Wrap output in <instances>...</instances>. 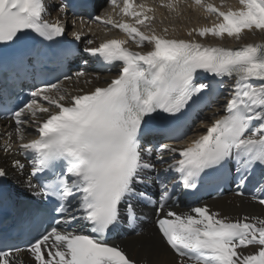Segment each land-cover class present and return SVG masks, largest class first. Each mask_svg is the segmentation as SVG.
Instances as JSON below:
<instances>
[{
	"label": "snow or ice",
	"instance_id": "snow-or-ice-1",
	"mask_svg": "<svg viewBox=\"0 0 264 264\" xmlns=\"http://www.w3.org/2000/svg\"><path fill=\"white\" fill-rule=\"evenodd\" d=\"M108 3L119 20L109 13L87 22L118 29L127 39H107L83 51L119 73L104 87L70 95L59 76L56 83L47 78L43 65L46 60L59 71L73 55L59 39L65 25L45 19L51 14L45 0H0V111L14 122L12 130L0 134V152L22 156L25 162L14 159L12 167L21 173L29 169L25 183L34 204L17 213L14 230L35 233L26 249L32 264H135L122 248L108 243L107 235L124 221L135 225L144 218L137 209L148 205L155 208V226L176 264H264V218L232 220L207 205L183 213L164 210L175 187H219L233 169L241 187L260 170L254 187L261 195L252 199L264 205V43L233 48L167 38L150 27L154 7L134 5V0ZM182 3L160 0L173 13ZM66 7L62 0L57 11ZM188 7L216 18L187 30L190 37L240 41L246 32H264V0H238V7L225 6L224 0L221 7L191 0ZM140 26L149 30L142 32ZM72 36L81 40L79 32ZM129 40L150 50L134 51L126 46ZM38 64L43 65L41 83L32 84L27 98L14 104L9 87H16L18 70L28 74L31 68L35 79ZM73 75L79 83L86 73ZM225 78L231 81L227 87ZM219 89L227 91L223 115L206 132L183 147L163 142L183 140L192 113L210 106ZM152 120L160 123L151 125ZM6 176L0 167V178ZM153 185L158 192L148 191ZM249 246L254 251L244 252ZM22 251L0 242V264H24Z\"/></svg>",
	"mask_w": 264,
	"mask_h": 264
},
{
	"label": "bare ground",
	"instance_id": "bare-ground-1",
	"mask_svg": "<svg viewBox=\"0 0 264 264\" xmlns=\"http://www.w3.org/2000/svg\"><path fill=\"white\" fill-rule=\"evenodd\" d=\"M106 0H102L99 4L102 3L104 6ZM141 4H146L155 8V19L151 21L150 27H154L156 32L167 29L168 34L173 36H179L184 39L196 38L199 42L209 44V45H220L226 47H238L241 44L246 43H264V32L252 31L246 32L240 41L235 39L227 38L217 39L211 36H206L201 38L199 36L193 35L188 36L187 30L192 28H197L204 25H211L215 22V17L207 15L203 11L197 10L195 8H189L188 5L191 3V0H184V3L180 4L179 13L170 12L167 8L160 6V0H140ZM211 3L217 7H221V0H210ZM50 4V3H48ZM224 5H231L233 7H238V0H224ZM50 15L46 16L45 19L55 21L59 19L63 13L58 12V6L53 5V8L49 7ZM223 10V9H222ZM104 16L111 13L113 18L119 20L120 17L115 15L112 11V7L109 3L106 4V8L102 9ZM148 15H153V13H148ZM73 19V18H72ZM71 19L70 22L63 23L68 30H74L78 27L80 33L87 32V38L81 42H85L87 39H92L94 41L93 45H96L99 40H101L99 33H105L106 29L104 26H99L95 23L84 22L83 25L75 22ZM126 21H129V18H124ZM163 22L165 26L161 24ZM148 27L140 26V31L147 32ZM114 34L117 35L119 39H127L126 35L118 29L112 30ZM89 45V46H93ZM134 51H147L150 50L148 47H137L133 41L129 40L126 45ZM85 72V70H83ZM86 75L80 78V82H76V78H73L72 81H64L61 83L62 87L68 90L70 95L78 93V89H83V91H90L96 86H106L111 79L116 78L119 72H112L109 75H99L94 72H85ZM85 81H90V83H85ZM231 84V81L228 80L227 86ZM226 95L220 98L217 101V104L213 110L206 113L202 119L206 123L201 127H193L189 132L188 139L189 143L191 140L196 139L199 135L206 132L207 127L211 125L214 118H218L219 115H223V105L226 103ZM213 113H216V116H213ZM14 127V122H7L2 124L0 122V134L12 130ZM31 135H28L26 138L29 139ZM4 138L0 136V147L3 146ZM18 159L21 162H25L18 154H5L0 152V167H3L7 171V178L10 179L12 185L17 190L26 189V179L28 168H25L24 173L19 172L18 170L12 167V161ZM258 175V174H257ZM261 179V174L258 175V179L254 180V183L257 184V181ZM257 195V194H256ZM207 205L210 211L218 212L221 217H228L229 219L235 220L242 216L248 217H261L264 218V205H260L257 201L253 200L252 197L247 196H236L232 193H226L225 195L219 198H207L205 201H201L194 206H204ZM191 206V207H194ZM169 209L172 211L183 213L190 209L186 207L182 198H179L178 202L174 206L166 204L165 212ZM144 212L150 216V221L148 223L141 224V231L139 234L129 233L125 238H118V245L127 253V255L138 264H176L177 257L175 253L166 245L162 240L159 231L155 226V219L157 218L155 214V208L145 209ZM244 252H252L254 248L249 246L246 249H243ZM20 258L23 259L24 264H32L30 254L27 251H22L19 254Z\"/></svg>",
	"mask_w": 264,
	"mask_h": 264
},
{
	"label": "rangeland",
	"instance_id": "rangeland-1",
	"mask_svg": "<svg viewBox=\"0 0 264 264\" xmlns=\"http://www.w3.org/2000/svg\"><path fill=\"white\" fill-rule=\"evenodd\" d=\"M101 5V4H100Z\"/></svg>",
	"mask_w": 264,
	"mask_h": 264
}]
</instances>
